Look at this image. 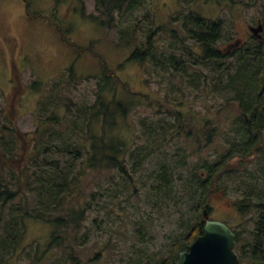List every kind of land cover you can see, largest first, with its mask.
Returning a JSON list of instances; mask_svg holds the SVG:
<instances>
[{
  "label": "rangeland",
  "instance_id": "1",
  "mask_svg": "<svg viewBox=\"0 0 264 264\" xmlns=\"http://www.w3.org/2000/svg\"><path fill=\"white\" fill-rule=\"evenodd\" d=\"M96 10L93 0H0V127L2 120L10 124L7 119H13L18 129L31 134L42 114L43 103L49 110L54 102L65 103L68 98L89 103L94 99L101 67L112 69L118 80V92L123 96V92L130 91L131 94L126 93L127 98L136 100L135 106L121 120L127 131L121 136L132 137L133 141H128L131 146L137 142L144 145L147 141L144 132L149 128L150 134L154 133L152 126L159 130L156 141L148 144L149 158L142 169L136 175L131 173L132 182L125 183L123 190L127 189V193H119L120 196L111 199L105 208L96 210V203L101 202L96 194L90 195L92 188H87L84 205L88 202L91 209H86L84 218L93 236L86 249L89 248L88 254L103 250L99 264H157L167 255L171 241L187 230L183 223L194 216L181 186L176 193L163 194V198L149 190L156 184L154 170L163 160L176 163L180 168L182 162L176 161L183 159L184 153L188 162L181 174L188 180L190 168L214 160L227 150L233 122L242 114L240 105L232 97L234 93L219 89L213 80L218 75L223 76L222 86L229 72L192 63L194 55L200 54V48L195 40L187 39L184 21L195 13L220 20L222 29L217 47L221 48L226 43H235L238 37L247 38L244 28L247 24L256 25L261 19L264 25V0H146L136 21L144 25L142 16L148 11L149 17L159 25L155 37L159 58L143 63L125 61L134 44H117L115 29L103 25L101 17L96 18ZM28 11L33 16L28 15ZM187 24L191 28L189 22ZM136 32L139 39L143 38L139 29ZM250 39L249 36L248 41ZM14 44L16 48L12 53ZM261 47L264 53V42ZM170 54L180 60L175 67L167 64ZM12 61L19 68L23 89L11 97L14 92ZM70 66L74 69L73 76L68 71ZM204 76H207L205 81ZM124 86L128 89L123 90ZM246 97L250 99L251 93H246ZM259 101L264 105V100ZM160 118L169 122L158 126ZM212 127L218 130L212 132L209 140L207 133ZM262 133L263 139L255 149L259 144L264 145V130ZM186 135H190V139ZM162 137L164 147L158 143ZM255 149L244 156L251 160L245 158L241 164L240 160L234 165L239 168L236 175L223 172L219 176L218 186H223L225 192L217 191L209 199L210 216L225 221L244 242L254 227L255 214L247 207L249 205L240 212L234 202L243 197L239 185L245 186L240 183L249 186L252 177L248 173L256 171ZM96 177L98 179L97 174ZM19 202L25 204L21 195L8 203L12 206L5 210L0 208V239L5 227L15 219L20 224L16 234L21 233L13 252L8 248L10 251L5 254L0 249V264H57L61 259L59 253L52 254L53 250L47 246L51 225L34 218L12 217L11 211Z\"/></svg>",
  "mask_w": 264,
  "mask_h": 264
},
{
  "label": "trees",
  "instance_id": "2",
  "mask_svg": "<svg viewBox=\"0 0 264 264\" xmlns=\"http://www.w3.org/2000/svg\"><path fill=\"white\" fill-rule=\"evenodd\" d=\"M93 3L98 12L96 18L100 20L101 17L103 25L115 29L117 44H134L125 61L143 63L146 60H158L155 37L160 29L159 25L149 17L148 11L142 16L144 25L136 21L140 19L138 11L144 8L146 0H93ZM28 13L33 16L31 12ZM194 15L184 21V27L188 29L187 39L195 40L200 48V54L194 55L195 62L192 63L204 64L222 73L229 72L225 78L226 83L222 86L223 76L218 75L213 80L217 82L219 89L224 88L234 93L232 97L240 105L242 114L233 122L232 135L227 136V150L214 160L190 168L188 180L181 174L188 162L184 153L181 155L183 159L176 161L182 162L180 168H177L176 163L163 160L154 170L156 184H152L149 190L163 198V194L176 193L178 186H181L187 195L185 201L188 202L189 211L194 216L183 223V228L187 230L171 241L167 255L157 264H173L179 251L187 248L195 236L202 233L204 220L201 209L210 211L211 195L217 191L225 192L223 186H218L219 176L223 172L236 175L239 168L234 165L240 160L241 164L245 158L251 160L244 156L263 139L264 107L257 99V93H261L264 88V53L261 42L248 43L234 55L223 54L217 47L222 29L221 21L205 18L199 13ZM187 22L191 28H188ZM55 24L62 33L60 25ZM137 29L142 32L143 38L137 37ZM15 46L16 44L11 46L12 53L15 52ZM166 61L169 66L175 67L180 60L170 54ZM68 71L73 76V66ZM206 77L204 76V81L207 80ZM96 79L97 89L94 99L89 103L68 98L65 103L60 100L54 102L51 110L43 103L40 109L42 114L31 134L18 129L13 119H7L10 124L2 120L3 125L0 127V208L5 210L7 206H12L8 203L21 195L25 204L17 203L11 211V214L14 213L12 217L34 218L51 225L47 246L53 250L52 254L54 251L59 253L61 259L57 264H99L104 256L103 250L88 254L89 248L86 249L93 236L86 228L84 218L86 209H91L88 202L84 205L87 188H92L90 195L96 194L101 202L96 203V210L105 208L111 199L127 193V189L123 190L125 183L132 182L131 173L136 175L142 169V164L149 158L148 144L156 141V132L159 130V127L152 126L154 133L150 134L149 128L145 126L148 128L144 132L147 141L144 145L137 142L131 146L128 141H133V138L121 136L127 134L121 120L135 106V98H127L126 93L130 91L123 92V96L118 92L120 90L115 73L105 65L101 67ZM11 81L14 84L12 97L20 94L23 89L20 71L14 61ZM124 87L123 90L128 89ZM246 93H251L250 99L249 96L246 97ZM247 102L251 108L244 105ZM244 114L248 115V120ZM158 121V126L169 122L164 118ZM217 130L212 127L207 138L210 140L212 132L217 133ZM186 136L188 139L191 137ZM159 140L160 146L164 147L161 143L163 137ZM255 151L256 171L248 173L252 177L249 186L245 182L240 183L245 186L239 185V190H243V197L234 202L240 212L249 205L247 207L255 214L254 227L245 242L234 231L235 250L241 260L246 261L245 264H264V145L259 144ZM243 170L246 171L245 165ZM17 225L20 224L15 219V222L5 227L0 239V249L5 254L10 251L8 248L13 252L19 241L21 233L16 234L19 229ZM141 228L142 226L138 230ZM139 239L142 241L144 236L141 234Z\"/></svg>",
  "mask_w": 264,
  "mask_h": 264
},
{
  "label": "water",
  "instance_id": "3",
  "mask_svg": "<svg viewBox=\"0 0 264 264\" xmlns=\"http://www.w3.org/2000/svg\"><path fill=\"white\" fill-rule=\"evenodd\" d=\"M255 37L264 40L261 19L255 26H249ZM204 217L203 231L181 250L173 264H241L234 250L235 234L223 221L209 218L206 208L202 210Z\"/></svg>",
  "mask_w": 264,
  "mask_h": 264
},
{
  "label": "flooded vegetation",
  "instance_id": "4",
  "mask_svg": "<svg viewBox=\"0 0 264 264\" xmlns=\"http://www.w3.org/2000/svg\"><path fill=\"white\" fill-rule=\"evenodd\" d=\"M249 26H252V25L247 24L244 27V28H246L245 33L248 36L247 38L245 37V39H244L243 37L242 38L241 37H238L235 40L236 42L234 41L235 43H233V42L226 43V45L222 46L221 48L219 47L220 52L223 53V54H232V55H234L236 53V51L240 50V48L242 49V47L244 45H247L248 43H254V42H256L257 40L255 39V35L249 29ZM249 36H250L251 39L248 41ZM237 42H238V44H237ZM235 74H238V72H235ZM262 97H264V88L262 89V92L261 93H257V99H262ZM244 105L247 108H251V107L248 106L249 105V102L245 103ZM262 106H264V105H262ZM244 117H245L246 120H248V115L247 114H244ZM241 261H242V263L244 262L243 264H245V262H246L244 259H242Z\"/></svg>",
  "mask_w": 264,
  "mask_h": 264
}]
</instances>
